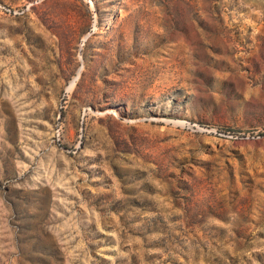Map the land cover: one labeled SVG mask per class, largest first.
<instances>
[{
	"label": "rangeland",
	"instance_id": "374dc122",
	"mask_svg": "<svg viewBox=\"0 0 264 264\" xmlns=\"http://www.w3.org/2000/svg\"><path fill=\"white\" fill-rule=\"evenodd\" d=\"M0 264H264V0H0Z\"/></svg>",
	"mask_w": 264,
	"mask_h": 264
}]
</instances>
